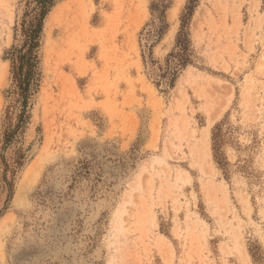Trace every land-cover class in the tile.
<instances>
[{
	"label": "rangeland",
	"instance_id": "obj_1",
	"mask_svg": "<svg viewBox=\"0 0 264 264\" xmlns=\"http://www.w3.org/2000/svg\"><path fill=\"white\" fill-rule=\"evenodd\" d=\"M189 1L56 0L0 264H264V0H199L171 88ZM24 9L0 0V152Z\"/></svg>",
	"mask_w": 264,
	"mask_h": 264
},
{
	"label": "trees",
	"instance_id": "obj_2",
	"mask_svg": "<svg viewBox=\"0 0 264 264\" xmlns=\"http://www.w3.org/2000/svg\"><path fill=\"white\" fill-rule=\"evenodd\" d=\"M25 9L20 23L16 26L15 40L16 44L6 51L5 60L11 62L12 85L7 91L9 104L6 107V128L3 134V148L0 152V173L3 171L0 184V199L4 194L5 201L0 210V217L8 208L15 193V176L21 167H23L26 154L19 149L15 157L9 161L5 155L7 148L17 140L18 135L23 133L29 123L30 104L34 94L40 87L41 81V56L40 50L44 33L45 21L56 0H24ZM199 0H190L182 16V25L177 38L176 48L179 49L177 56L179 58L177 66L172 69L170 87H174L178 72L189 63L188 51L190 39L188 27L190 20ZM173 57V55H171ZM180 67V68H179ZM214 130V157L219 165H224L223 159L219 156V143Z\"/></svg>",
	"mask_w": 264,
	"mask_h": 264
},
{
	"label": "bare ground",
	"instance_id": "obj_3",
	"mask_svg": "<svg viewBox=\"0 0 264 264\" xmlns=\"http://www.w3.org/2000/svg\"><path fill=\"white\" fill-rule=\"evenodd\" d=\"M180 3V2H179ZM181 5V4H180ZM180 7V6H179ZM178 11V10H177ZM175 13V12H174ZM175 15V14H174ZM177 17V16H176ZM175 18V16H174ZM175 30V29H174ZM172 35V33H171ZM210 137H211V131H210V126L205 130V132L202 134V143L205 146H208L209 141H210ZM19 196V195H18ZM18 198V197H17Z\"/></svg>",
	"mask_w": 264,
	"mask_h": 264
},
{
	"label": "snow or ice",
	"instance_id": "obj_4",
	"mask_svg": "<svg viewBox=\"0 0 264 264\" xmlns=\"http://www.w3.org/2000/svg\"><path fill=\"white\" fill-rule=\"evenodd\" d=\"M260 240H261V242H264V233H261Z\"/></svg>",
	"mask_w": 264,
	"mask_h": 264
}]
</instances>
